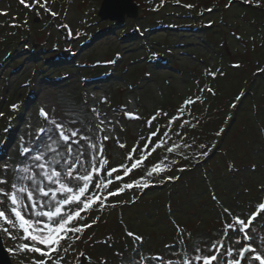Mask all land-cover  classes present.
Masks as SVG:
<instances>
[{
    "label": "rangeland",
    "instance_id": "obj_1",
    "mask_svg": "<svg viewBox=\"0 0 264 264\" xmlns=\"http://www.w3.org/2000/svg\"><path fill=\"white\" fill-rule=\"evenodd\" d=\"M249 1L261 12L233 0H135L139 17L121 25L101 20L104 0H48L54 17L0 0V113L6 116L0 122V165L23 159L22 137L32 147L30 136L40 127L53 128L39 115L41 108H51L59 121L91 127L89 134L99 138L104 133L95 126L103 120L110 137L103 142L106 158L118 166L130 163L125 157L134 145L143 147L147 118L168 113L154 121L163 134L183 102L196 101L170 126L168 146L181 144L179 153L158 150L123 182L144 176L165 156L170 171L148 177L147 188L110 197L116 207L93 212L99 222L69 249L65 264H90L89 258L91 264H149L141 254L163 257L151 264H166L179 258L174 252L182 245L191 249L218 238L225 248H239L247 241L234 231L221 235L224 223L253 214L248 235L264 252V214L258 208L264 202V0ZM28 34L33 37L24 41ZM125 112L144 119L129 120ZM184 121L189 123L181 128ZM205 151L206 157L199 155ZM12 178L9 172V183ZM3 238L10 250L20 242ZM29 254L16 252L14 264H30Z\"/></svg>",
    "mask_w": 264,
    "mask_h": 264
},
{
    "label": "snow or ice",
    "instance_id": "obj_2",
    "mask_svg": "<svg viewBox=\"0 0 264 264\" xmlns=\"http://www.w3.org/2000/svg\"><path fill=\"white\" fill-rule=\"evenodd\" d=\"M19 3L25 9L35 10L37 14L43 11L52 16L57 15L48 6V0H19ZM209 74L213 77L216 75L215 72ZM207 91L211 92L212 89L208 88ZM194 103L196 101L190 97L183 102L177 110L178 115L168 119L169 130L173 122L182 118L186 107ZM15 107L13 105V108ZM232 107H235V104ZM92 111L96 113L94 108ZM2 115L3 113H0V116ZM39 115L45 120L51 119L53 128L40 127L34 136H30L32 147L27 146L22 137L19 152L23 159L16 163L4 161L0 165V231L10 239L20 241L13 249L14 252L33 254L30 264H65V255L69 249L82 237L86 229L99 222V216H93L92 213L116 207L115 203H108L110 197H118L133 188L149 187L148 177L170 171L167 157L152 164L145 175L136 180L123 182L124 178L130 176L133 170L143 167L158 150L166 149L168 153H179L182 145L172 142L171 146H168L169 130L161 134L160 128L154 127V121L159 116H168V113L159 110L146 119L150 131L146 137H142L143 147L134 145L125 157L130 163L111 166L106 158L103 143L110 137L101 127L103 120L95 126L97 132L104 133L102 138H99L89 134L92 132L91 127H78L77 121H59L44 108H41ZM96 115L99 116V113ZM125 115L129 120L144 119L138 113L125 112ZM187 123L189 122L184 121L180 127L183 128ZM177 135L182 141L181 134ZM119 146L124 148L125 144L119 143ZM183 147L191 145L184 144ZM137 151L140 152L138 158L135 156ZM199 155L206 157L208 152ZM187 158L184 156V159ZM9 172L13 174L11 183L8 179ZM166 179L173 180L177 177L168 176ZM117 182L119 187L112 188ZM258 208L261 214H264V202L259 203ZM222 212L228 215L230 210L223 208ZM256 218V214L247 219L232 217L230 222L225 221L221 235L228 236L230 232L235 231L243 234L244 240H251L248 230ZM88 220L91 222H87ZM177 232L179 237L184 234V230L179 226ZM127 234L137 243L143 240L134 233ZM239 242L238 236L236 243ZM221 249L224 251L221 252ZM174 255L179 258L175 261L169 259L166 264H245V260L247 264H264V252L250 244H241L239 248H225L223 240L219 238L211 244L201 241L191 249L182 245ZM81 256L84 254L81 253ZM140 259L149 261V264L157 259L163 261V257L149 258L142 254ZM134 264H140V261H135Z\"/></svg>",
    "mask_w": 264,
    "mask_h": 264
},
{
    "label": "water",
    "instance_id": "obj_3",
    "mask_svg": "<svg viewBox=\"0 0 264 264\" xmlns=\"http://www.w3.org/2000/svg\"><path fill=\"white\" fill-rule=\"evenodd\" d=\"M139 6L135 0H104L100 11V18L103 21H111L123 24L127 18H137ZM0 264H12L8 252L5 249L0 231Z\"/></svg>",
    "mask_w": 264,
    "mask_h": 264
},
{
    "label": "trees",
    "instance_id": "obj_4",
    "mask_svg": "<svg viewBox=\"0 0 264 264\" xmlns=\"http://www.w3.org/2000/svg\"><path fill=\"white\" fill-rule=\"evenodd\" d=\"M233 1H240V2H245L246 4L245 5H247V7H252V8H256V7H253L252 5H250L251 3H250V1L249 0H233ZM261 5V3L259 4V5H257V6H260ZM18 9H20V7L18 8ZM257 9V11L258 12H261V10H259L258 8H256ZM21 10V9H20ZM23 11H25V12H27L25 9H23ZM195 16H197V14H194ZM15 30H19V28L18 27H16L15 26ZM132 31V30H131ZM31 36H32V34H28V36H27V39H24V41L25 40H27V41H29V38H31ZM33 37V36H32ZM3 118H6V117H3ZM5 120L3 119V120H1V123L2 122H4ZM3 133V131L0 129V134H2ZM1 146V145H0Z\"/></svg>",
    "mask_w": 264,
    "mask_h": 264
},
{
    "label": "bare ground",
    "instance_id": "obj_5",
    "mask_svg": "<svg viewBox=\"0 0 264 264\" xmlns=\"http://www.w3.org/2000/svg\"><path fill=\"white\" fill-rule=\"evenodd\" d=\"M74 42V38H73V40H72V43ZM48 111H49V113L52 115V109L50 108V109H48ZM6 119V118H5ZM4 119V120H5ZM49 122H51V119H50V121Z\"/></svg>",
    "mask_w": 264,
    "mask_h": 264
}]
</instances>
